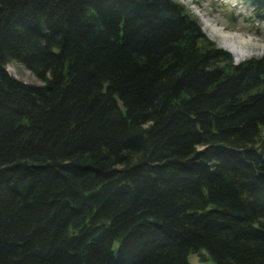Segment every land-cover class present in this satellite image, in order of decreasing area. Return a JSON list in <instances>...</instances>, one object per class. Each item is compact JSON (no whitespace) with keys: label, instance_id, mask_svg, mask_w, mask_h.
<instances>
[{"label":"trees","instance_id":"1","mask_svg":"<svg viewBox=\"0 0 264 264\" xmlns=\"http://www.w3.org/2000/svg\"><path fill=\"white\" fill-rule=\"evenodd\" d=\"M261 127L175 0H0V264H264Z\"/></svg>","mask_w":264,"mask_h":264},{"label":"rangeland","instance_id":"2","mask_svg":"<svg viewBox=\"0 0 264 264\" xmlns=\"http://www.w3.org/2000/svg\"><path fill=\"white\" fill-rule=\"evenodd\" d=\"M188 9L196 18L202 33L217 47L225 50L232 57L233 63L246 60L250 57L264 55V22L257 20L252 13L251 6L244 0H175ZM215 25L225 32L235 33L247 39L244 45L246 56L236 61L233 55L221 46L220 39L212 35L208 25ZM8 74L24 83L40 84L33 74L20 63L11 61L5 65ZM259 138L264 140V127L260 128ZM204 258L205 252L201 251ZM198 254H190L187 258L189 264H203Z\"/></svg>","mask_w":264,"mask_h":264},{"label":"bare ground","instance_id":"3","mask_svg":"<svg viewBox=\"0 0 264 264\" xmlns=\"http://www.w3.org/2000/svg\"><path fill=\"white\" fill-rule=\"evenodd\" d=\"M209 24L210 23L207 21L206 25H208L212 35L217 36L220 39L221 46L228 50L236 61L241 60L247 55L244 47L248 41L247 39H244L235 33L225 32L221 28Z\"/></svg>","mask_w":264,"mask_h":264},{"label":"water","instance_id":"4","mask_svg":"<svg viewBox=\"0 0 264 264\" xmlns=\"http://www.w3.org/2000/svg\"><path fill=\"white\" fill-rule=\"evenodd\" d=\"M258 177L264 181V171H258L257 172Z\"/></svg>","mask_w":264,"mask_h":264}]
</instances>
